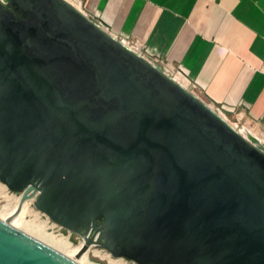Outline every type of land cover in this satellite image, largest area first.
<instances>
[{"label":"water","instance_id":"obj_1","mask_svg":"<svg viewBox=\"0 0 264 264\" xmlns=\"http://www.w3.org/2000/svg\"><path fill=\"white\" fill-rule=\"evenodd\" d=\"M68 0H0V181L76 257L0 219V264H264V147Z\"/></svg>","mask_w":264,"mask_h":264},{"label":"crops","instance_id":"obj_2","mask_svg":"<svg viewBox=\"0 0 264 264\" xmlns=\"http://www.w3.org/2000/svg\"><path fill=\"white\" fill-rule=\"evenodd\" d=\"M226 112L264 131V0H68Z\"/></svg>","mask_w":264,"mask_h":264},{"label":"rangeland","instance_id":"obj_3","mask_svg":"<svg viewBox=\"0 0 264 264\" xmlns=\"http://www.w3.org/2000/svg\"><path fill=\"white\" fill-rule=\"evenodd\" d=\"M179 80L187 85V83H185L182 79ZM187 86L191 89L189 85ZM191 90L197 95H199L195 90L193 89ZM221 114L237 130L243 132L244 134L250 133L254 137L258 138L260 142L262 143L264 142V131L246 113L242 111L226 112L224 110H221ZM14 197H20V194L11 191L6 185H4L0 181V218L1 219L5 217L6 214L13 209L15 203L12 201V198ZM28 203H29V208L32 210V212L38 213L39 219L35 218L34 215H27L23 218L24 222L29 223L33 227H36V229L42 228L43 230L42 232L46 234H52L54 236L61 235L68 237L69 241L75 247L80 245L81 242H83L81 236L64 230L59 225L55 224L48 216H46L38 209H36V207L34 206V202L31 203V201L28 200ZM44 223L47 225L46 227H43ZM86 260L89 263H93V264H136L124 258L115 257L108 251L101 249L97 246H92L87 251Z\"/></svg>","mask_w":264,"mask_h":264},{"label":"bare ground","instance_id":"obj_4","mask_svg":"<svg viewBox=\"0 0 264 264\" xmlns=\"http://www.w3.org/2000/svg\"><path fill=\"white\" fill-rule=\"evenodd\" d=\"M244 135L247 138L255 140L257 142V144L264 147V142L263 143L260 142V140L258 138L254 137L250 133H246ZM7 197H9V196H7ZM12 201L15 203L13 209L10 212H8L6 214V216L2 218V220L8 221L14 227H17V228L25 231L26 233L38 238L39 240L43 241L44 243L48 244L49 246H51L57 250H59L60 252H63L70 257H76L81 246L83 245V242H81L80 245L75 247L69 241L68 237L61 236V235L60 236H54L52 234H46V233L42 232L43 231L42 228L36 229V227H33L29 223L23 221V218L27 215H34L35 218L39 219L38 213H33L32 210L29 208L28 201L24 203V205L20 209V212L17 214L15 212H16V209L18 207L20 197H14V198H12ZM30 201H31V203H33L34 199H30ZM46 226L47 225L44 223L43 227H46ZM86 259H87V252L84 253L79 258H77V261L80 264H93V263H89Z\"/></svg>","mask_w":264,"mask_h":264},{"label":"built area","instance_id":"obj_5","mask_svg":"<svg viewBox=\"0 0 264 264\" xmlns=\"http://www.w3.org/2000/svg\"><path fill=\"white\" fill-rule=\"evenodd\" d=\"M219 108V107H218ZM221 109V108H220Z\"/></svg>","mask_w":264,"mask_h":264}]
</instances>
